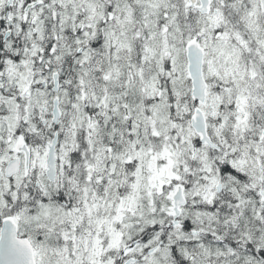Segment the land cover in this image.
I'll return each mask as SVG.
<instances>
[{"label": "snow or ice", "instance_id": "6c2138e0", "mask_svg": "<svg viewBox=\"0 0 264 264\" xmlns=\"http://www.w3.org/2000/svg\"><path fill=\"white\" fill-rule=\"evenodd\" d=\"M0 264H264V0H0Z\"/></svg>", "mask_w": 264, "mask_h": 264}]
</instances>
